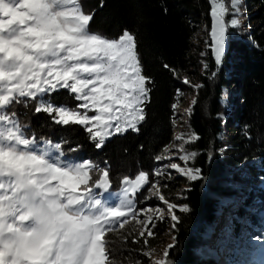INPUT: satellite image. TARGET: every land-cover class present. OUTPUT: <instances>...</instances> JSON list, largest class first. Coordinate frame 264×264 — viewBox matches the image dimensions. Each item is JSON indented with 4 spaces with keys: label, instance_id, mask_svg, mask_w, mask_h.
I'll return each instance as SVG.
<instances>
[{
    "label": "snow or ice",
    "instance_id": "obj_1",
    "mask_svg": "<svg viewBox=\"0 0 264 264\" xmlns=\"http://www.w3.org/2000/svg\"><path fill=\"white\" fill-rule=\"evenodd\" d=\"M241 2L230 0L233 28L239 26L235 17ZM227 12L225 3L211 0V51L218 69L225 55ZM93 16L79 0H0V264H111L106 233L123 229L130 219L145 227L154 219L155 214L138 218L152 212L151 207H136L135 197L145 186L148 196L166 205L175 227V211L188 208L166 200L160 180L171 178L168 168L192 181L201 178V170L173 162L155 168L156 181L140 171L134 179H123L122 190L110 193L106 167L91 160L66 161L59 142L49 145L51 152L39 147L35 134L30 137L16 113L8 111L35 100L36 113L47 114L57 125L83 126L97 149L114 134L140 130L152 89L142 74L134 36L128 30L118 39L90 33ZM182 82L190 83L187 78ZM60 89L75 94L80 103L75 108L55 104L51 97ZM176 107L174 103V115ZM176 140L182 143L166 146L165 153L169 147L184 151L191 142L183 133ZM194 155L178 159L187 164ZM105 194L117 202L109 204ZM156 213L164 219L159 207ZM252 239L264 246V232ZM171 247L155 264H169Z\"/></svg>",
    "mask_w": 264,
    "mask_h": 264
},
{
    "label": "trees",
    "instance_id": "obj_2",
    "mask_svg": "<svg viewBox=\"0 0 264 264\" xmlns=\"http://www.w3.org/2000/svg\"><path fill=\"white\" fill-rule=\"evenodd\" d=\"M82 6L85 13L94 14L90 33L118 39L128 30L134 36L142 74L150 78L147 86L152 89L140 130L113 136L97 149L83 126L57 125L47 114L36 113L35 100L17 103L8 111L16 113L30 137L34 133L41 142L61 143L66 161L91 160L106 167L112 187L118 188L125 177L150 173L156 156L172 144L180 106L177 89H184L185 78L196 79L200 87L189 125L198 140L190 147L197 153L194 166L201 170V178L187 183L184 190L182 204L188 211L177 212L168 259L169 264H216L218 257L207 251L210 235L221 223L223 205L235 211L230 221L235 236L242 231L253 240L264 232V0H247L252 27L230 37L219 69L212 51H207L203 71L196 40L211 29V0H83ZM226 97L233 108L230 114L221 103ZM51 98L72 108L80 103L66 89ZM226 129L230 136L225 141L220 135ZM131 226L121 236L106 233L111 261L148 264L141 252L142 240ZM160 227L165 228L158 225L156 233L163 232ZM234 244L225 264H264V246L259 242L254 240L249 247ZM243 248L248 252L241 258Z\"/></svg>",
    "mask_w": 264,
    "mask_h": 264
},
{
    "label": "rangeland",
    "instance_id": "obj_3",
    "mask_svg": "<svg viewBox=\"0 0 264 264\" xmlns=\"http://www.w3.org/2000/svg\"><path fill=\"white\" fill-rule=\"evenodd\" d=\"M79 2L82 4L83 0H79ZM226 8H228V12L226 13L225 17V22L227 25V30H226V39H225V51L228 48L230 37L231 36H237L241 35L242 33H246L249 31V29L252 27L251 21H250V14L247 8V0H242L241 5L239 6V11L240 15L238 17L239 20V26L238 27H231L230 21L233 17L232 9H231V4L230 0L228 4H225ZM83 7V6H82ZM84 11V10H83ZM231 30V31H230ZM233 31V32H232ZM196 45L200 47V50L198 49V58L200 59V64L202 65L201 69L202 71L205 69V61L203 57L206 55L207 51H211L212 47V42H211V29L206 30L204 33H202V36H198L196 40ZM213 54V53H212ZM214 56V54H213ZM189 80V84H184L185 87L183 90H181L180 95L178 96V102L180 106H178V119L176 126L174 128L173 136H172V146H178L182 142L176 140V137L180 135L181 133L185 134L187 138L191 139L190 143H186L184 145V151H179L177 147H169L168 152L164 153L161 156H166L167 158L161 159L160 161H156L155 164L153 165L151 172L149 173V178L152 181H156L157 177H155L152 173L157 168L158 166H163V165H168L173 162L180 164L182 167H191L193 169H199L194 166V161L196 159L197 153L195 150L191 149V144L195 143L198 140V135L195 134L189 125V118H190V113L191 109L193 107V100H195L196 97V90L200 87L198 85L196 79L195 80ZM235 94V91H228V95L230 94ZM224 98L221 100V103L224 105L226 109V113L230 114V111H232V106L230 105L231 103L227 100L228 98ZM25 99V98H21ZM80 111H83V109H80ZM88 115H95L93 111H89ZM225 117V115H224ZM120 135V134H114L113 136ZM111 136V137H113ZM230 136V133L228 129L224 130L222 134L220 135L221 139L227 140ZM110 137V138H111ZM109 139V138H108ZM107 139V140H108ZM106 140V141H107ZM52 143L48 142H41L39 147H45L47 148L48 151H53L49 145ZM186 153H194V158H191L190 161L185 164L184 161L179 160L178 157L181 155H184ZM65 159V158H64ZM200 170V169H199ZM167 171L172 173V176L170 179H161L159 182V187H160V192L162 195L165 196L166 200H168L171 203H174L178 206H184L182 204V200L184 199V190L187 189V183H189L192 180H189L185 177L180 176L178 173H175L172 169L168 168ZM95 178V174H92ZM138 175V174H137ZM136 175H133L131 179H134ZM123 179L120 182V186L118 188H113L112 185L110 187L109 192L113 191H120L122 190L123 184H122ZM100 191V190H97ZM107 198V202L109 204H115L117 200L108 194H105ZM148 196L147 192V186H145V189L138 193L135 197L136 201V207L137 209H147L148 207H151L152 212H144V213H139L138 218L140 220H144L147 215H154V219L150 222H148L147 227H145L144 224H138L136 220H129V223L125 225L123 229L117 228L115 232L117 233L118 236H121V232L128 227L129 225L131 226V229L135 230V234L138 236V239L142 240L141 244V252L145 259L147 260L148 264H155V261L164 259L163 253L169 249V246H174V238L175 236L173 235V230L175 227H173V222L171 221L170 215L167 213V208L166 205L163 204L157 197L155 196H148L147 199H144V197ZM256 200H253V202ZM239 202H236L234 205L237 206ZM256 205L262 206L260 203H256ZM157 207L160 208L161 212L164 214V219L161 220L159 218V213H156ZM177 212L179 210L177 209L175 211V214L177 215ZM235 211L231 206L225 204L221 208V223L218 224L217 226L214 227V231L212 235H210L211 243L208 248V255H211L212 257L216 258L218 257L216 264H225L227 261V253L230 252V248L234 246V242L237 241V243H240L239 245H242V247H249L251 243L254 242V240L250 239L249 235H244L240 234L242 231H240L236 236L233 234L232 229L230 228V221L232 217L235 215ZM164 225L165 228L160 227L163 232L162 233H156L157 226L158 225ZM245 224V222H244ZM145 232L144 237H140L139 233L140 231ZM148 231L153 232V236L149 237L147 235ZM231 235V237H229ZM148 239H151L150 243L148 242ZM250 239V240H249ZM147 240V243L144 241ZM231 241L230 245L227 243ZM171 247V249H172ZM241 249L240 256L241 258L245 257V255L248 251ZM242 254V255H241ZM226 256V257H225ZM169 260V259H168ZM237 261V260H236ZM138 264H141L142 262L137 261ZM111 264H115V261H111ZM116 264H121V262L116 261ZM231 264H234V261H232ZM236 264H244V263H236Z\"/></svg>",
    "mask_w": 264,
    "mask_h": 264
}]
</instances>
